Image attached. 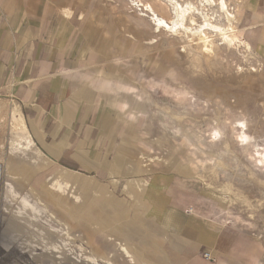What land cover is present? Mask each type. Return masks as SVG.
<instances>
[{
    "label": "rangeland",
    "instance_id": "374dc122",
    "mask_svg": "<svg viewBox=\"0 0 264 264\" xmlns=\"http://www.w3.org/2000/svg\"><path fill=\"white\" fill-rule=\"evenodd\" d=\"M95 1L83 0V27L88 33L91 48L90 68L102 82L109 125L106 127V144L96 147L99 154L93 168L86 173L72 174L78 179L90 180L98 191L89 192L94 199L90 200V207L79 212L77 193L82 192L81 189L73 183L49 177L46 171H39L23 186L12 188L16 198L9 205L3 195V186L5 188L7 178L12 184L19 179H10L8 173L3 172L0 182V264H131L130 257L116 255L118 240H107L110 239L109 234L116 233L113 229L119 228L117 230L121 229L122 238L134 251H137L135 245L146 246L150 215L141 196L143 190H137L134 199L127 195L126 188L146 183L151 175L161 173L180 174L199 181L206 195L218 206L214 218L237 230L238 240L225 264H264V193L243 178L244 175L220 173L209 164L208 155L198 152L189 154L188 146L178 148L176 139L169 137L167 130L162 128L159 115L161 107L177 118L178 113L171 111L175 103L171 99L165 100L160 90L163 81L156 85V79L167 75L173 76L168 86L173 85L178 91L181 84L188 85L187 81L198 86L210 84L220 93H226L230 101H235L236 111L241 109L250 113L255 125L264 134V61L259 63L262 70L236 81L230 71L238 61L229 55L224 56L225 53L220 54L221 48L216 49L214 38L208 34L206 40L198 38L206 28L202 20L210 15L205 1L199 0L194 24H191L194 36L190 39H194L192 42L200 71L191 75L187 68L190 56L181 52L180 47L162 45L159 38L153 42L156 37L151 35L150 27L143 23L131 0H98L101 3H93ZM93 5L94 17L89 20L87 11ZM238 9L237 6V13ZM234 28L235 35L240 38L236 24ZM104 83L108 84L104 86ZM0 106L10 112L18 109L14 102L1 95ZM178 119L180 121V117ZM220 120L224 121V116H220ZM14 123L0 116V138L3 142H0V156L4 153L8 155L7 163L11 161V154L14 157L17 154L11 149L9 133ZM114 127L118 131L112 145L110 138ZM16 129L19 134L18 124ZM155 139L165 143L170 165L180 162V171L164 169L162 163L167 154L159 148ZM197 163H203L202 170L197 168ZM20 168L24 170L22 176L26 175L22 177L20 174V179H27V166L23 164ZM30 190L39 196L37 209L42 212L41 217L32 213L31 204H24L20 199L30 197ZM76 214L79 221L75 220ZM110 215L128 218L108 222L105 219ZM99 219L106 223L102 224L101 236L91 228ZM129 221L134 228L127 235L125 231L129 228L124 225H128ZM89 244L95 247L107 244L105 257L82 256L89 253ZM147 248L148 252L138 251L135 257H150L149 261L138 259L132 264H166L158 251L151 252L150 245Z\"/></svg>",
    "mask_w": 264,
    "mask_h": 264
},
{
    "label": "crops",
    "instance_id": "0c3cea01",
    "mask_svg": "<svg viewBox=\"0 0 264 264\" xmlns=\"http://www.w3.org/2000/svg\"><path fill=\"white\" fill-rule=\"evenodd\" d=\"M241 1L234 26L262 64L264 0H243L242 5ZM83 5V0H0V95L18 106L11 112L0 106V116L15 122L9 129L11 149L17 153L15 157L10 155L12 165L22 170L20 173L24 171L21 165L27 166V179H19L13 188L23 186L37 172L46 171L49 177L81 189L77 193L79 212L90 207L94 195L89 192L98 190L90 180L78 179L72 173H86L93 168L99 154L96 147L106 144L109 125L101 79L89 65L91 48L83 27ZM94 9V5L88 8L89 20H93ZM117 131L114 127L112 145ZM0 142L3 144L1 138ZM155 142L165 150V143L157 139ZM166 154L164 169L180 171V162L170 165L167 151ZM0 157L6 173L8 155ZM137 190H143L141 196L150 215L149 240L146 246L135 245L134 251L122 238L121 229H113L116 233L109 234L107 241L118 240L116 255L130 257L131 264L138 259L149 261L150 257L135 255L138 251L148 252L150 245L151 252L158 251L166 264L226 263L238 232L214 218L218 206L199 181L180 174H153L146 183L126 188L130 198L137 195ZM4 191L3 186V195ZM13 192L11 198L5 199L9 205L16 198ZM30 193L31 200L29 195L20 199L31 204L32 213L41 217L37 209L39 196L34 190ZM78 218L76 214L75 220ZM120 218L128 217L110 215L105 220L117 222ZM103 223L99 219L91 227L100 236ZM124 226L129 228L127 235L134 228L130 221ZM89 247V253L82 256L105 257L108 245Z\"/></svg>",
    "mask_w": 264,
    "mask_h": 264
},
{
    "label": "bare ground",
    "instance_id": "6f19581e",
    "mask_svg": "<svg viewBox=\"0 0 264 264\" xmlns=\"http://www.w3.org/2000/svg\"><path fill=\"white\" fill-rule=\"evenodd\" d=\"M131 1L140 13L143 23L150 27L151 35L156 37L152 41L157 42L159 38L160 43L168 48L180 47L181 52L190 56L187 67L190 74L199 72L198 58L192 42L194 39H190L194 36L191 24H194V12H197L199 0ZM204 1L206 11L210 12V15L207 14V18L202 20L206 28L199 30L201 31L199 40L207 38L206 34H208L214 38L216 49L221 48L220 54L225 53L224 56L229 55L238 61L230 71L235 75L236 81L247 79V76L253 74L252 72L262 70L259 57L235 35L236 7L241 0ZM172 80V75L161 76L156 79V85L163 81L160 90L165 100L174 101L175 107L171 108V111L178 113L176 115L180 117L179 121L178 117L175 118V115L172 116L159 107L161 126L167 130L169 137L176 139V146L178 148L188 146L189 154L192 155L196 152L208 155L209 164L220 173L235 172L239 176L244 175L243 178L254 183L260 192L264 193V134L255 125L252 115L241 109L236 111L235 101H230L226 93H220L210 84L198 86L197 83L187 81L188 85L180 83V91H178L173 85L168 86ZM220 116H224L225 120L221 121ZM253 127L254 129L251 130ZM191 165L188 166L190 170H192ZM203 167V163H197V168L202 170ZM20 171L22 172L14 167L11 161L7 163L6 173L10 179H20V174L22 176ZM12 188V182L5 186V199L7 196L11 198Z\"/></svg>",
    "mask_w": 264,
    "mask_h": 264
},
{
    "label": "built area",
    "instance_id": "2783aa9c",
    "mask_svg": "<svg viewBox=\"0 0 264 264\" xmlns=\"http://www.w3.org/2000/svg\"><path fill=\"white\" fill-rule=\"evenodd\" d=\"M3 172H4V166L0 162V182H1L2 178H3ZM0 196H1V184H0ZM0 211H1V200H0ZM205 257H207V256L205 255Z\"/></svg>",
    "mask_w": 264,
    "mask_h": 264
}]
</instances>
